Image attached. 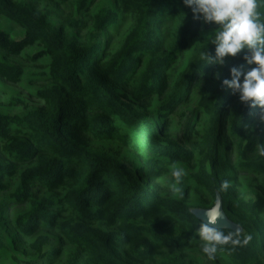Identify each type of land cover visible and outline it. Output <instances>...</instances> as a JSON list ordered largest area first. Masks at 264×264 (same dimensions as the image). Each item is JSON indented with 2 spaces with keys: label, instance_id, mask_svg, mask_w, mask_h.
<instances>
[{
  "label": "trees",
  "instance_id": "obj_1",
  "mask_svg": "<svg viewBox=\"0 0 264 264\" xmlns=\"http://www.w3.org/2000/svg\"><path fill=\"white\" fill-rule=\"evenodd\" d=\"M41 1L38 10L33 0H0V25L6 19L22 31L17 38L0 27V76L29 81L27 95L15 98L20 110L0 101V260L185 264L193 255L197 264H264V121L255 126L259 108L222 84L233 66H254L244 52L203 64L202 50L215 55L206 37L218 25L194 18L183 0ZM125 15L131 20L113 48ZM21 54L27 69L10 59ZM145 99L158 101L146 109L138 103ZM191 114L196 137L187 149L163 124L179 132ZM224 127L229 159L218 168ZM113 142L142 156L136 172ZM181 161L193 164L189 184L176 186L181 197L150 187ZM222 171L229 183L257 178V192L244 193L239 182L220 190ZM217 196L241 238L251 240L218 249L209 261L195 231L203 221L191 208H208Z\"/></svg>",
  "mask_w": 264,
  "mask_h": 264
},
{
  "label": "clouds",
  "instance_id": "obj_2",
  "mask_svg": "<svg viewBox=\"0 0 264 264\" xmlns=\"http://www.w3.org/2000/svg\"><path fill=\"white\" fill-rule=\"evenodd\" d=\"M191 8L194 18L205 24H216L218 27L207 35L214 47L215 55H209L205 49L199 53L203 64L215 62L223 64L227 56H236L244 52L243 60L253 67L243 70L233 66L229 70L231 78H224L222 84L238 94L239 100L251 108H259V119L264 121V0H183ZM218 75V74H217ZM258 155L264 157V144L258 146ZM187 173L183 167L173 165L170 168L172 191H179L176 184L182 183ZM229 187L228 181H222L220 190ZM222 213L219 203L206 210V219L196 228L200 250L209 261L216 259L218 249L231 245H247L251 236L241 238L239 228L235 232L225 233L218 221Z\"/></svg>",
  "mask_w": 264,
  "mask_h": 264
},
{
  "label": "rangeland",
  "instance_id": "obj_3",
  "mask_svg": "<svg viewBox=\"0 0 264 264\" xmlns=\"http://www.w3.org/2000/svg\"><path fill=\"white\" fill-rule=\"evenodd\" d=\"M33 4L35 5V7L39 10L41 8V6L43 5V2L41 0H33ZM131 18L128 16L126 17V15L124 16V18L121 21V31L119 33H112L111 35V46L113 48H116L118 46V44L120 43L121 40V36L123 34V32L127 29V25L129 24ZM0 27L5 30V27L8 28V32L10 33V36H15L17 38H20L22 36V31L19 27H16L15 25L11 24L10 22H8L6 19H2L1 21V25ZM210 32V30L208 29H204L203 33L204 34H208ZM10 59L15 60L18 64H20L22 67H25L27 69L28 66H30L27 61L25 60V58L22 57V54L20 56H16V57H10ZM182 62V58H180L177 62V65H180ZM32 66V65H31ZM33 67V66H32ZM33 85V83H32ZM35 85H38L37 82H35ZM34 85V86H35ZM29 92V81L28 80H23L22 82L17 83H7L4 81V79L0 76V98L4 99V100H0V101H4L6 103H9L10 105H12V111H16V110H20L22 108V105L24 103L22 102H16L15 98L17 97H22V96H26L27 93ZM158 101L157 100H153V101H148V99L145 100H140L138 103L141 107L146 108L147 106H152L153 104H156ZM25 102V101H24ZM28 107H32L35 105L34 101L32 98H28L27 101ZM187 103H182L179 106H175L174 108H172V110H176L179 107H184ZM195 119L194 114H191L188 122L190 123V126L188 128L183 127V129H181L179 132L175 133V128L174 125L167 123L166 125L163 124V128L165 126H169L171 131H170V135L171 138L174 136L176 137V139L182 143L183 146H185L187 149H191L192 146V142L196 137L195 134V130H196V126H194L193 121ZM163 119H159L158 123L162 126V121ZM204 117H202L200 119V126L204 124ZM198 122V123H199ZM225 122H226V115L224 116V126H225ZM261 122L260 119H256L253 121V124L255 126H258L259 123ZM118 126H120L121 128H123V123L121 121H118L117 123ZM226 127H224V131H223V135H222V139L220 140V146H219V152L223 155V153H226L225 155L222 156V161H223V165L220 164V166H218V168H226L224 165L228 163V159H229V151H228V142L226 140ZM132 132H129V135L131 136ZM96 145L94 142L92 141H88L87 140V146L91 147L92 145ZM108 144L110 143H104V146L107 147ZM112 145V146H111ZM111 148H113L114 150H117L119 152V155L121 156V159L128 165L130 166L135 172L138 170L140 164H142V156L135 151L134 149L129 148L128 146L124 147L123 145H121L118 142H113L111 144ZM185 162L181 161L179 163V167H183L187 173L186 177L184 178L183 181L187 182L186 184H189L190 182V178H191V170L193 168V164L189 163L184 165ZM172 167V166H171ZM169 167L165 172H163L162 176L160 178L157 179L155 184H151L150 187L159 192V193H163V194H168V195H173L174 197H181V190L180 188L179 191H172L170 188V183H172L171 177H170V168ZM227 173L225 171H222L219 173V180L222 181H227L226 179ZM239 176V175H238ZM238 188L242 191H244V193H247L248 195L250 194H254L257 192L256 188H257V178L252 177V176H239L237 178L236 181H232L231 183H229V187L227 188L229 191L231 190V187L236 186V183H238ZM177 186V184L175 185V187ZM188 198L189 201H197L196 199V194L195 193H190L188 194V196L186 197ZM217 202L219 203V211L223 214H225V212L222 209L221 206V199L220 196H217V199L215 201V203L206 208V207H192L191 208V212L199 219L201 220H205L204 216H205V212L206 210L212 209L214 206L217 205ZM2 211V209L0 210ZM226 215V214H225ZM222 217V215H221ZM220 217V218H221ZM225 219V225H227L228 227L232 228V229H237L238 228V224L229 219L226 215ZM223 223V222H222ZM114 228H117L114 225ZM58 246V245H57ZM200 247V246H199ZM67 250L68 247H66ZM35 254H29L28 259ZM200 257V254L198 253V258ZM83 260L85 261V259L83 258ZM197 260L196 256H191L188 257L187 261H185V264H197L194 261ZM9 262H11L9 256L7 257H3L0 260V264H9ZM59 259L57 256L53 255L45 260H43L42 264H59ZM13 264V263H11ZM136 264H149V263H144V262H137Z\"/></svg>",
  "mask_w": 264,
  "mask_h": 264
},
{
  "label": "water",
  "instance_id": "obj_4",
  "mask_svg": "<svg viewBox=\"0 0 264 264\" xmlns=\"http://www.w3.org/2000/svg\"><path fill=\"white\" fill-rule=\"evenodd\" d=\"M222 217L223 218H226V215L223 213L222 214ZM222 217L219 219V221H218V226L220 227V228H230V227H228L227 225H225V219L223 220L222 219ZM204 218L206 219V216H204ZM202 221H204V220H202ZM223 222V223H222Z\"/></svg>",
  "mask_w": 264,
  "mask_h": 264
}]
</instances>
